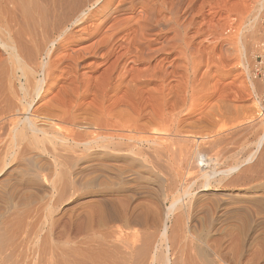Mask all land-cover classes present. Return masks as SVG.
Returning a JSON list of instances; mask_svg holds the SVG:
<instances>
[{
	"label": "bare ground",
	"instance_id": "obj_1",
	"mask_svg": "<svg viewBox=\"0 0 264 264\" xmlns=\"http://www.w3.org/2000/svg\"><path fill=\"white\" fill-rule=\"evenodd\" d=\"M216 1L0 0V172L14 163L8 177L0 180V264L7 263L5 259L12 249L8 247L24 245L19 244L23 241L26 217L31 211L36 212L42 197L43 203L44 198L48 201L44 205L48 214L45 212L46 217L39 212L46 221H41L42 229L34 237L37 249L33 253L29 248L41 260L40 264L43 260L44 264H226L243 249L244 231L254 236L258 228L260 231L264 227V217L256 215L252 219L251 211L255 212L256 206L250 211V203L242 202L232 211L244 213V218L240 214L242 218L236 219V213L234 218L230 217L225 211L228 216L218 220L221 225L227 224L225 229L216 226L202 238L204 241L193 236L194 227L195 233H188L190 209L194 207L193 199L198 200L197 195L199 199L207 197L212 187L242 188L251 182L245 178L257 172L264 174V124L254 144L255 151L242 162L234 159L223 170L211 167L208 162L214 158L206 163L204 148L229 141L253 123L249 127L235 125L236 122L221 126L197 140L194 138L195 141L187 136L192 125H187L186 117L216 95L220 102L226 99L225 91L233 88V83L222 87L220 82L216 83L217 78L234 71L238 62L237 56L232 58V51L239 53V65L250 80L248 86L256 99L254 106L261 109L264 99V83L261 87L253 84L247 57L256 35L257 14L242 25L236 41H228L230 49H226L231 52L225 53V58L230 68L223 74V68L219 69L223 49L220 48V56L215 52L218 28L206 30L202 21H195L202 17L205 6ZM263 7L264 0L257 12L263 11ZM191 29L196 31L192 37ZM204 37L215 38L214 45L208 47L198 41ZM197 64L204 65V69L200 70ZM209 107L211 110L212 106ZM8 132L10 141L5 143L3 137ZM41 157L46 161L40 162ZM183 166L198 167L202 179L178 180L184 176ZM139 170L149 176L146 181L150 185L174 190L169 192L175 195L171 194L164 215L152 199L147 200L144 208L147 201L143 198V209L138 204L130 205L129 200L126 203L130 196L123 195V185L133 182L127 178H138ZM185 184L178 189V185ZM150 192L154 197V191ZM236 196L246 200L253 197L264 204V194ZM132 197L131 201L135 196ZM212 198L209 201L215 203L216 198ZM204 202L206 205L207 201ZM43 203L39 208L42 212ZM47 240L56 241L55 250L48 248L52 243L45 244ZM255 243L242 252L240 259L244 264H254L255 257L258 261L261 250L257 248L262 243ZM7 248L10 250L5 254ZM17 253H11L9 258L17 257ZM31 260L29 264H33Z\"/></svg>",
	"mask_w": 264,
	"mask_h": 264
},
{
	"label": "rangeland",
	"instance_id": "obj_2",
	"mask_svg": "<svg viewBox=\"0 0 264 264\" xmlns=\"http://www.w3.org/2000/svg\"><path fill=\"white\" fill-rule=\"evenodd\" d=\"M261 1L262 0H218V1H216L215 3H212L210 6H205L204 7V9H203V11H202V17L200 18V19H197V20H195L196 22L197 21H202V23L204 24V29H209L210 31H213L214 30V28H218V31H217V34H216V37L218 38V39H215L216 41L218 40V42H216L215 44H216V50H215V52H216V55H218V56H220V51H221V49H223V57L221 58V65H219V69L221 70V68L220 67H222L223 69L221 70L222 71V73L223 74H226V72H227V70L230 68V66H229V62L227 61V59L225 58V53H227L228 55H229V52H231V51H227V49L229 50L230 48L227 46V43H228V41L229 40H233V41H236L237 39V36L236 35H238V33H239V31L241 30V28H242V25H245L249 20H250V18L252 19L253 17H254V14H257L256 16H257V18H256V23H257V27H256V35H255V37H254V39H253V42H252V46H251V48H250V50H249V52H248V64H249V69L251 70L250 71V74L252 73V71H253V64H254V61H255V55H256V52H257V49H258V46H259V44L263 41V39H264V7L261 9V10H263V11H260V12H257V9L259 8V6H260V3H261ZM259 13V14H258ZM192 32V33H191ZM194 32H196L195 31V29H191L190 30V36L192 37V36H194L193 35V33ZM221 35V36H220ZM213 37H204V38H200V39H198V41H202L203 42V44H204V46H208V47H210L211 45L213 46L214 44V42L215 41H213L214 39H212ZM208 39V40H207ZM236 39V40H235ZM210 41V42H209ZM208 42V43H207ZM206 44V45H205ZM221 48V49H220ZM227 48V49H226ZM232 53H233V56H232V58H236V56H237V64H236V62H235V65H234V71L231 73V74H228V75H224V77L222 76V77H220V78H217V84H218V82H220L218 85H220L221 84V87H222V85L223 86H226L227 84H231V83H233V88L234 89H236L237 91H235V90H233V88L232 89H230V91L228 90H226L225 91V93H227L226 94V96L228 97H225L226 99H222V101L220 102V101H218V96L216 95V96H214L213 98H211V99H208L205 103L203 102V104H202V106L201 105H199L198 107H197V109H195L194 111H195V113H193L191 116L189 115L188 116V118L186 117V119H187V125L189 124V125H192L191 126V128H187L188 129V131H191V134L189 133L187 136H188V138L190 139V140H192V139H196L197 140V138H201L203 135H207V134H209V133H211V132H213V131H215V130H217V129H220L221 128V126L222 127H225V126H231L233 123H235V125H244V126H250L252 123H253V125L252 126H250L248 129L246 128L245 129V132H243L244 130H242V134H241V132L239 133V135H235L232 139H230L229 141H226L225 143H219V145L218 144H216V145H213V147L214 148H212V146H208V147H205L204 148V150L207 152V153H204V154H206V157L204 158L205 159V161H206V163L208 162V159H209V161H210V159H212V158H214L215 159V161H213L214 159H212L211 161H213V162H208V163H211V167L212 168H215L216 167V169H225L226 168V166L228 167V165L230 166V165H232L233 163H234V159L236 160L235 162H237V159H238V162H242V160H244V158H246V156L248 155V153H251V152H253V151H255V146H254V144L256 143V139L259 137V135L261 134V132L263 131V124H264V99H262L261 100V104H260V106H261V109H257L256 108V106H254V104H253V102L256 100L255 99V97H254V93H252L251 94V92H253L250 88H249V86H250V80L247 78V75H246V72L244 71V69H243V67H242V65H241V63H240V65H239V53L237 52H233L232 51ZM217 56V57H218ZM219 58V57H218ZM217 58V59H218ZM233 64H234V62H233ZM202 66H203V68H202ZM237 66V67H236ZM196 67H199L200 68V70H203L204 69V65H196ZM251 67V68H250ZM224 71V72H223ZM99 75V73L96 75V76H98ZM252 77H250V79H251ZM224 79V80H223ZM249 80V81H248ZM252 81H253V84H256L257 83V86H262V82L261 81H259V80H253V79H251ZM221 81H222V83H221ZM257 81H259V82H257ZM225 83V84H224ZM249 85V86H248ZM239 86L242 88V87H244L243 89L245 90V93H243V89H241V88H239ZM256 86V85H255ZM260 86V87H261ZM236 87V88H235ZM239 89V90H238ZM262 89V88H261ZM242 92H241V91ZM251 90V91H250ZM231 92H234V93H231ZM238 92H240V93H238ZM242 93H243V96H242ZM230 94V95H229ZM236 94V95H235ZM209 102V103H208ZM217 102H220V103H217ZM211 103V104H210ZM222 103V104H221ZM229 103V104H228ZM254 103H256V101L254 102ZM204 104H206V106H207V108H208V106H212L213 108H214V111H213V108L211 107V110H210V107L208 108L210 111H212L211 113L209 112V110L205 107V105ZM41 106L42 105V103L41 104H37L36 105V107L37 106ZM198 104H196V106H197ZM231 105V106H230ZM195 106V107H196ZM236 106V107H235ZM194 107V108H195ZM202 107V108H201ZM193 108V109H194ZM239 108V109H238ZM200 109H202V110H200ZM218 109H220V110H218ZM204 110H208V111H204ZM218 110V111H217ZM203 111H204V113H203ZM201 112V113H200ZM203 113V114H202ZM259 113V114H258ZM263 113V114H262ZM228 114V115H227ZM221 115V116H220ZM223 117V118H222ZM241 121H242V123H241ZM229 122V123H228ZM239 122V123H238ZM256 122V123H255ZM255 123V124H254ZM220 126V127H219ZM192 129V130H191ZM9 133V134H8ZM8 133H6L5 134V136L6 137H3L4 138V141H5V143H8L9 141H10V137H11V135H10V132H8ZM10 137H9V136ZM8 137V138H7ZM9 141H8V140ZM195 139H194V141H195ZM7 141V142H6ZM232 141V142H231ZM229 143V144H228ZM205 151H203V152H205ZM220 153V154H219ZM207 154H208V156H207ZM221 157H220V156ZM219 156V157H218ZM10 158H8L7 159V164H9L11 161L9 160ZM40 160V162H45L46 160L44 159V158H39ZM221 159V160H220ZM44 160V161H43ZM219 162V163H218ZM233 162V163H232ZM215 164V165H214ZM4 165V164H3ZM10 165V166H9ZM9 165H6L5 166V168H2V170H3V172H0L1 174H0V180H2L4 177L5 178H7L8 176H6V175H8V174H10V172H8V171H10L11 170V168L14 166V163L13 164H9ZM13 165V166H12ZM7 167V168H6ZM218 167V168H217ZM183 168L185 169V167L183 166ZM195 168V167H194ZM193 167H191L190 169L188 168V169H185V171H184V169H182L181 170V172H182V174L184 175L181 179L179 178L178 180H189L188 182H192V180H193V182H198L199 180H201L202 178L200 177L199 178V176H200V171H199V168L197 167V169L195 168L194 169ZM1 170V171H2ZM190 170V171H189ZM193 170V171H192ZM194 170H195V172H194ZM196 171H198V172H196ZM6 172V173H5ZM192 172H194V173H192ZM139 173H140V170H139ZM188 173V174H187ZM196 173L198 174V175H196ZM5 174V175H4ZM143 174V175H142ZM142 174L140 173L139 175H138V178H136V177H130V178H127V180H129V179H131L133 182H131V181H129V182H131V183H128V181H126V185H125V183H124V185H123V189L125 190H123L122 189V191L124 192H122L123 193V195H126V198H128L129 196V198L128 199H126V203H127V201L129 200V204L131 203H133L134 205H136V204H138L139 206L138 207H140V205H141V207H142V203H143V205L145 204V201H147L148 199L150 200V199H152V201L156 204V208H158V210H159V212L161 213L162 212V215H164L166 212H164V211H166V209L169 207V202H170V200L172 199L171 197H172V195L174 194V193H169V192H172V191H174V190H170V189H168V190H170V191H166V189H163V188H161V190L163 191V192H165V193H163V192H161V190H160V188H157L156 186H154L153 184L152 185H150L146 180H149L150 178H149V176L147 175V174H145V173H143L142 172ZM190 174H195V175H190ZM259 174V172H257V173H255V174H253L254 175V177H253V175L252 176H249V177H247V178H245L246 180L248 179V180H251V182L250 181H248L249 183H251V185L250 184H248V182H246L247 183V187L246 186H243L242 188H240L241 186H230L229 188L228 187H222V186H219V187H216V189L215 188H213L212 187V189L208 192L209 194L207 195V197L206 196H204V197H200V199L198 198V195L196 196V197H194V198H196V199H198V200H196L195 201V199H193V202H192V207H193V205H194V207L192 208V209H190V210H192V211H190V215H189V221H188V226H190V228H189V230H188V233L190 234V235H192L193 233H195L196 235H194L193 234V236L195 237V238H197V239H201V240H203L204 241V239H202V238H206L207 237V235H208V233L210 234L211 232H212V230H213V228H215L216 226H218V225H221V223H218V220H223V216H228V214H230L229 216L231 217V215H233L232 217L234 218L235 216H234V214L236 215V219L237 218H239V219H241L242 218V216H243V218H244V216H245V214L244 213H242V212H238V211H232V209L234 208V207H236V206H238V204H242L243 205V203L244 204H248V203H250V204H252L253 203V206L252 205H247V206H251L250 208V211L253 209V207H255L254 208V210L255 209H257L256 211H258V210H260V211H258V212H261L262 211V209H263V211H262V214H264V204H261V203H257V201L252 197H249V198H247V200L245 199V198H240V197H234V195L235 194H242V193H248L249 195H259V194H264V174H260V175H258ZM141 175V176H140ZM188 175V176H187ZM191 177H190V176ZM147 176V177H146ZM185 176H187V177H185ZM262 176V177H261ZM142 177V178H141ZM4 178V179H5ZM136 178V179H135ZM148 178V179H147ZM187 178V179H186ZM3 179V180H4ZM12 179V178H11ZM244 179V180H245ZM63 180H67V179H63ZM134 180H137L136 182L134 181ZM138 180H140V181H138ZM143 180H145V181H143ZM151 180H155V179H151ZM195 180V181H194ZM241 180V179H240ZM258 180V181H257ZM263 182H262V181ZM186 181V183H188ZM136 184H135V183ZM140 182V183H139ZM144 184H142V183ZM260 184H259V183ZM128 183V184H127ZM146 183H148V184H146ZM257 185H255V184ZM258 183V184H257ZM133 184V185H132ZM142 184V185H141ZM146 184V185H145ZM129 185H132V186H129ZM135 185V186H134ZM140 185H141V187L143 188L142 189V191L140 190L141 188H140ZM249 185V186H248ZM137 186V187H136ZM144 186H145V189H144ZM180 185H178V189L180 188H182L183 189V187H185L186 186V184L185 185H181L180 187H179ZM251 186V187H250ZM129 187V188H128ZM146 187H147V190H146ZM148 187L150 188V189H148ZM153 188V190H151L152 188ZM263 187V188H262ZM217 188H218V190H217ZM240 188V189H239ZM246 188V189H245ZM249 188H251V189H249ZM255 188V189H254ZM135 189V190H134ZM214 189V190H213ZM230 191H229V190ZM250 190V191H247V190ZM262 189V190H261ZM130 190V191H129ZM148 190H151V192H153L152 193V195L154 196V197H151V195L149 194V192L150 191H148ZM232 190V191H231ZM134 191L135 192H137V193H134ZM159 191V192H158ZM150 192V193H151ZM155 192H156V194H155ZM196 193L197 191H193L192 193ZM214 192V193H213ZM229 192V193H228ZM236 192H238V193H236ZM256 192V193H255ZM259 192V193H258ZM122 193H120L121 194V196L122 197H124L123 195H122ZM130 193V194H129ZM131 193L132 194H134V195H131ZM144 193H147V194H149V195H147L146 194V196H145V194ZM211 193V194H210ZM224 193V194H223ZM232 193V194H231ZM129 194V195H128ZM137 196H136V195ZM160 194V195H159ZM172 194V195H171ZM233 196V198H231L232 196ZM139 195V196H138ZM164 195H166V197L164 198ZM168 195V196H167ZM175 195V194H174ZM196 195V194H195ZM210 195V196H209ZM226 197H225V196ZM227 195L229 196V197H227ZM128 196V197H127ZM132 196H135L134 197V199H132V201H131V199L130 198H133ZM141 196H142V198H141ZM159 196V198H157ZM216 196V197H215ZM218 196H219V198H218ZM223 196V198L222 199H224L225 198V200L226 201H224V200H222L221 199V197ZM140 197V198H139ZM150 197V198H149ZM161 197V198H160ZM209 197V198H208ZM211 197H213L212 199V201H214V198H216L215 199V203H216V201L218 202V203H216V204H219V205H216L215 203H213V202H210L209 201V199H211ZM143 198L145 199L146 198V200L144 201L143 200ZM206 198H208V199H206ZM228 198V199H227ZM124 199H125V197H124ZM137 199V200H136ZM140 199V200H139ZM142 199V200H141ZM153 199H155V200H153ZM160 199V200H159ZM206 199V200H205ZM220 199H221V201H220ZM232 199V200H231ZM233 199H234V201H233ZM251 199L253 200L252 201V203L250 202L251 201ZM203 200V201H202ZM237 200V201H236ZM242 200V201H241ZM245 200V201H244ZM42 201H43V197H42ZM41 201V203L35 208L36 209V212L35 211H33V212H35L36 214H37V217H35V213L33 214L34 215V217H33V215L32 216H30L33 212L31 211V213H29L28 214V216L26 217V229H23L22 230V243L21 244H19L20 245V247L21 248H19V250H18V248L17 247H13L12 245L10 246V247H8V248H12L11 250H14V248L15 249H17V251L16 250H14V251H12L11 252V250L10 249H8L7 248V250H6V253L5 254H7L8 252V254H7V256H8V258L10 257V254L11 255H13V254H15V253H17L19 256H20V258H19V256L17 255V257H15V258H13L12 256H11V258L14 260H12L11 258H7V259H5L6 261H7V263L8 264H14V262H16L17 264H26V262H27V264H29L30 262V257L32 258V260H31V262L34 260V262H32L33 264L35 263V264H40V261L41 260H39V259H36V258H38V257H34V251L33 250H35V249H37L36 247H34V245H33V243H34V237H35V234H36V231L38 232V229L40 230V227H41V229H42V226H43V224H42V222L41 221H46V217H47V215H46V213L48 214V212H46L47 210H46V203H48V201H47V199H46V201H45V198H44V202L45 203H43ZM131 201V202H130ZM135 201H136V203H135ZM141 201V204H139V202ZM158 201H160L159 203H158ZM166 201V202H165ZM195 201V202H194ZM204 201H207L206 202V205H204L205 204V202ZM223 201V202H222ZM230 201H232V202H234V203H230ZM236 201V202H235ZM246 201H247V203H246ZM257 203V205H258V207H257V205H254V204H256L255 202ZM138 202V203H137ZM239 202V203H238ZM243 202V203H242ZM43 203V207L45 208H43V212H42V209H39V208H42V206L40 207V205ZM127 203V204H128ZM161 203H162V205H161ZM198 203V204H197ZM204 203V204H203ZM208 203V204H207ZM209 203H211V205L209 204ZM212 203L213 204H215V205H212ZM225 205H227V204H229L230 206H225ZM237 203V204H236ZM130 204V205H131ZM158 204V205H157ZM165 204V205H164ZM199 204L201 205V206H199ZM222 204V205H221ZM233 204H235V205H233ZM45 205V206H44ZM148 205V201H147V203H146V205H144V208H146V206ZM161 205V206H160ZM210 207H209V206ZM233 205V206H232ZM263 207H261V206ZM162 206H163V208H162ZM199 206V207H198ZM205 206H207L208 207V209H210L212 206H215V209H213V208H211L210 210V212H208L209 210L207 209L206 210V207ZM222 208H221V207ZM140 207V208H141ZM166 207V208H165ZM224 207H225V209H224ZM231 207V208H230ZM261 207V208H260ZM162 210H161V209ZM199 208V209H198ZM221 208V209H220ZM227 208V209H226ZM141 209H143V207L141 208ZM213 209V210H212ZM220 209V210H219ZM228 209H229V211H228ZM198 210H200L201 211V213L198 211ZM203 210V211H202ZM215 210V211H214ZM218 210V211H217ZM197 211V212H196ZM216 212L215 214H214V212ZM222 211V212H221ZM225 211H227L228 212V214H227V212H225ZM256 211L254 212V211H251V215H253L252 217V219H255V218H257V216L258 217H264V215L263 216H259V215H262V214H260V213H256ZM38 212V213H37ZM39 212H41V214L43 215V216H46V217H44L45 218V220H44V218H42L43 216L39 213ZM46 212V213H45ZM193 212V213H192ZM204 212V213H203ZM207 212L209 213V217L207 216V215H205V214H207ZM231 212V213H230ZM239 213V215L241 216H239L238 217V213ZM253 212H254V214H253ZM164 213V214H163ZM195 213V214H194ZM197 213V214H196ZM203 213V214H202ZM210 213H212V214H210ZM223 213H224V215H223ZM256 213V214H255ZM38 214H40V216L38 215ZM192 214V215H191ZM219 214V215H218ZM259 214V215H258ZM198 217H197V216ZM202 215V216H201ZM210 215L212 216V217H210ZM218 215V216H217ZM257 215V216H256ZM42 216V217H41ZM54 216V215H53ZM199 216H200V218H199ZM204 216H205V220L203 219L204 218ZM206 216L208 217V218H210V222L212 221V223L210 224V223H208V221L207 220H209L208 218H206ZM249 217H250V215H248ZM256 216V217H255ZM29 217V218H28ZM31 217V218H30ZM33 217V218H32ZM39 217H41V218H39ZM195 219H194V218ZM201 217H203L202 219H201ZM255 217V218H254ZM36 218H38V221H37V219ZM48 218H49V215H48ZM193 218V219H192ZM197 218V219H196ZM213 218H214V220H213ZM217 218H219V219H217ZM29 219V220H28ZM31 219V220H30ZM33 219H35V221L33 220ZM43 219V220H42ZM199 219V220H198ZM217 219V220H216ZM32 220H33V223H32ZM194 220V221H193ZM197 220L199 221V222H197ZM201 220H202V223H201ZM204 220V221H203ZM28 221V222H27ZM32 223V225L30 226L28 223H30V222ZM37 221V223L40 221L41 223H38L39 225H33V224H37V223H35ZM206 221H207V223H206ZM225 221V220H224ZM193 222V223H192ZM203 222H205V223H203ZM192 223V224H191ZM224 223V222H223ZM228 223V222H227ZM42 224V225H41ZM194 224V225H193ZM204 224V225H203ZM206 224H210L211 226H214V227H211V226H209V228H208V226H205ZM215 224V225H214ZM191 225H193L192 227H191ZM196 225V226H195ZM204 227H203V226ZM29 228H28V227ZM200 226V227H199ZM223 226V227H222ZM225 226H227V224H223V225H221L220 226V229L222 230V228L223 229H225L226 227ZM31 227V228H30ZM35 227H37V228H35ZM39 227V228H38ZM195 229H194V228ZM205 227H207V228H205ZM225 227V228H224ZM197 228V229H196ZM200 228V229H199ZM264 227H261L260 228V231H262V229H263ZM30 229H31V231H30ZM36 229V230H35ZM193 229H194V231H193ZM202 229H204L203 231H202ZM206 229V230H205ZM207 229H210V230H207ZM45 230V229H44ZM190 230H192V232L193 233H191V231ZM197 230V231H196ZM259 230V228L255 231L256 233L254 234V236L252 235V233L251 232H246V231H244V232H246V233H242V235H241V238L242 239H244L245 241H243L242 243H243V246L241 247V248H243V249H241V252L240 253H238V254H236L235 256L236 257H239V258H235V256H234V254H233V257L232 258H234L233 259V261L232 260H228L227 262H228V264L230 263V264H238L239 262H240V264H244V260H242V259H240L241 258V255H243V253L242 252H244L245 253V251H246V249H247V247L249 246V244H251L252 242L253 243H255L256 241V243H257V246L259 245V244H264L263 242H261V243H259L260 241H263L264 240V229H263V231L262 232H260V231H258ZM25 231V233H23ZM34 231V232H33ZM200 231H202V233L200 232ZM210 231V232H209ZM198 232V233H197ZM257 232L259 233H261L262 234V236H261V234L259 233V235L257 234ZM248 233V234H247ZM198 234V235H197ZM200 234V235H199ZM203 234V235H202ZM244 234V235H243ZM245 234H246V238L244 237L245 236ZM252 235V236H251ZM258 235V236H257ZM200 236V238H198ZM203 236V237H202ZM244 238H243V237ZM248 236V237H247ZM256 236V237H255ZM255 239V241H254V239ZM260 237V238H259ZM262 237H263V239H262ZM29 239V241H28V239ZM248 238V239H247ZM250 238H252V240L250 239ZM258 238V240H260V239H262V240H260L259 242H258V240H256ZM49 240V239H48ZM48 240L45 242V244H48L49 242H48ZM247 241V242H246ZM53 242H54V244H53ZM251 242V243H250ZM50 243H52L53 244V246H51L50 245ZM50 243L48 244V245H50V247H48V248H50V249H54L55 250V248H56V245H55V243H56V241L55 240H50ZM248 245H247V244ZM255 243V244H256ZM259 245V247L257 248L258 250H261V251H259V253H260V255H259V253H258V256H257V260L258 261H256V257H255V263H254V260H253V263L254 264H261V263H263L264 262V249L262 250V248H264V245ZM29 245V246H28ZM31 245V246H30ZM48 245H46V249L49 251L50 249H48L47 248V246ZM245 245V246H244ZM55 246V247H54ZM261 246V247H260ZM263 246V247H262ZM24 247V248H23ZM28 249H27V248ZM32 247V248H31ZM53 247V248H52ZM29 248H30V250L32 249V251H33V253H32V251H30L29 250ZM261 248V249H260ZM23 249V252L24 253H26V255L23 253V252H21V250ZM27 250V251H25V250ZM256 249V251H258ZM8 250H10V251H8ZM28 250H29V252L31 253V254H33V255H30V253L28 252ZM8 251V252H7ZM16 251V252H15ZM239 251H240V249H239ZM11 252V253H10ZM13 252H15V253H13ZM36 252H37V250H36ZM261 252H262V255H261ZM22 253H23V256H21L22 255ZM242 253V254H241ZM13 256H15V255H13ZM231 256V255H230ZM260 256H263V260L260 258ZM22 257L23 258H25V257H27V258H29V260H26L27 258H25V259H23V260H21L22 259ZM35 259H34V258ZM259 257V258H258ZM17 258V259H16ZM19 258V259H18ZM235 259H236V261L237 262H235ZM240 259V260H239ZM260 259V260H259ZM15 260H17V261H15ZM6 261H5V263H6ZM11 261V262H10ZM21 261H23V262H21ZM230 261V262H229ZM262 261V262H261ZM21 262V263H20ZM46 261H42V263L44 264ZM227 262H226V264H227ZM233 262V263H232ZM243 262V263H242ZM258 262V263H257ZM6 263V264H7Z\"/></svg>",
	"mask_w": 264,
	"mask_h": 264
},
{
	"label": "built area",
	"instance_id": "obj_3",
	"mask_svg": "<svg viewBox=\"0 0 264 264\" xmlns=\"http://www.w3.org/2000/svg\"><path fill=\"white\" fill-rule=\"evenodd\" d=\"M251 77L264 83V39L258 46Z\"/></svg>",
	"mask_w": 264,
	"mask_h": 264
}]
</instances>
